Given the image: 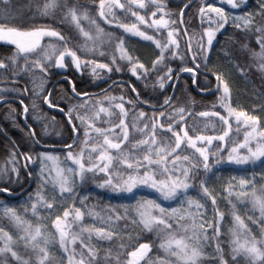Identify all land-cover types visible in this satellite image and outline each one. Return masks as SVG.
<instances>
[{
	"label": "snow or ice",
	"instance_id": "1",
	"mask_svg": "<svg viewBox=\"0 0 264 264\" xmlns=\"http://www.w3.org/2000/svg\"><path fill=\"white\" fill-rule=\"evenodd\" d=\"M8 2L3 0L5 5ZM173 3L175 12L167 10L169 4L164 0H148L147 4L145 0H99L98 5L93 0L87 6L82 0H30L17 7V15L8 8L0 14V45L8 46L0 51V76H8L4 82L13 85L0 88V106L19 103L27 130L19 145L9 137L11 147L0 165V195L7 197L0 200V220H7L0 224V264H65V260L67 264H264V130H257V125L264 129V121L230 102V79L233 75L247 77L250 58L259 61L258 70L264 73V0L254 7L248 0ZM193 6L198 9L200 28L195 43L184 27L186 10ZM25 7L66 24L67 34L33 26L21 10ZM88 7L98 9V18L108 25L116 19L115 11L134 19L135 23L117 27L151 42L153 50L142 53L145 62L131 54L119 37L113 42L119 55H113L109 63H100L103 52L97 59H82L96 55L104 38L113 39L91 18ZM133 8L150 12V18ZM84 22L94 32L85 30ZM137 24L161 33V39L141 31ZM229 28L232 34L218 49V35ZM45 38L57 43L45 44ZM117 60L130 65L137 81L154 78V83L142 84L139 91L129 84L132 99L108 95V89L100 85L121 72ZM172 63L177 67L172 68ZM186 63L193 66L183 67ZM88 69L91 73L85 76ZM98 70H106L107 79L95 82ZM180 73L189 75L198 94L221 93V111L195 112L196 103L188 92L183 93L184 106L177 104L183 87H176ZM30 75L29 84L19 83ZM209 77L214 78L215 88ZM116 84L113 81L108 87ZM169 90L172 95L166 94ZM25 99L31 101V111ZM40 106L61 117L59 147L43 143L51 137L46 128L39 132L38 128L45 120L60 121L41 115ZM259 110L264 113V103ZM9 114L19 115L14 108H9ZM198 118H216L221 127L215 131L220 134L198 133ZM233 120L251 129L242 142L230 135ZM204 130L210 129L205 125ZM185 151L190 155H180ZM61 163L67 166L60 167ZM227 166L245 172L248 167L260 170L247 178L232 177L225 181L227 187L219 189L237 203L247 201L258 210L257 219L246 217L256 228L255 234L236 214L235 204L226 215L210 190L217 172ZM32 184L37 185L34 193ZM96 190L115 194L111 198L122 201L107 209L111 215L100 217L85 204ZM190 192H197L200 200ZM86 214L96 216L104 227L84 226ZM229 216L235 228L224 244L227 237L221 229ZM73 223L81 225L79 232L71 230ZM129 229L134 234H128ZM93 238L111 246L101 253L92 245Z\"/></svg>",
	"mask_w": 264,
	"mask_h": 264
},
{
	"label": "trees",
	"instance_id": "2",
	"mask_svg": "<svg viewBox=\"0 0 264 264\" xmlns=\"http://www.w3.org/2000/svg\"><path fill=\"white\" fill-rule=\"evenodd\" d=\"M82 2H84L87 6V5H91L93 3V0H82ZM94 2L96 4H98L99 0H94ZM164 2L169 4V8L167 9L168 11H171V12L177 11L176 4L173 3V0H164ZM208 2H212V0H208ZM248 2L250 5H252L254 7L255 4L258 2V0H248ZM29 3H30V0H9L8 4L5 5L3 3V0H0V14L3 13L5 8H8L9 10H11L13 12V15H17L18 14V12L16 11L17 7L20 5H28ZM21 10L24 13H26V18L31 20V23L33 26H35V27L47 26V27L54 28L58 31H61L62 34H67L65 32V27L67 26L66 24L61 23L59 21H54L53 19L48 18V17L40 16L37 13V10L35 8L28 9L25 7ZM93 13L96 14V10L95 11L93 10ZM123 14H125V13H122L121 11L117 12L115 14V16L117 15L116 19L113 21V23H118L119 21H117V19H118L117 17L119 15H123ZM147 14H148V12H147ZM149 14H150V12H149ZM126 15H128V14H126ZM172 18L174 19V17H172ZM129 19L132 20V18H130V16H129ZM97 21L100 25L105 27L104 23H102L103 22L102 20L98 19ZM185 21H186V23H185L184 27L188 28V34H189V36L193 37V43H195V39L198 37V34L200 32L199 16H198L197 6H193L190 11L186 10ZM108 29L111 32H114V34H116V37H119L121 39H124L128 35V34H125L122 29H118L117 26H111V27H108ZM145 29L151 33L154 32V30H152L148 27H145ZM231 34H232V29L229 28L227 32H223L222 34L218 35V41H219V43L217 44L218 49L221 45H224L225 40ZM134 41L135 40H133V42ZM7 47H8L7 45H0V51L6 50ZM181 47H183V41H181ZM105 48H106V52L104 53V56H99V53L97 52L96 55L89 54L86 57H82V59L86 58L89 60H93V59H97V57L99 56L100 63H109L108 47H105ZM142 48H143V46L142 47L139 46V52L142 51ZM144 49H146V48H144ZM255 50L259 51L258 48H256ZM7 55H11V51H7ZM213 59L215 61V57ZM143 62H145V61H143ZM5 63H7V60H5ZM249 63L251 64V67L246 68V72L248 73L246 78H241L238 75H233L230 79L232 106L233 107L237 106L240 108V109L238 108L239 110L246 111L250 115L260 116L261 120L264 121V113H262L259 110L261 107V104L264 103V98H262V94H264V73H261L258 70V63H259L258 60L253 61L250 58ZM118 64L120 65V68H121L120 73L112 75L111 79H107L109 74L106 72V70H102L100 73H98L97 80L95 81V82H99V80H101V79H107V83L101 84L100 87L101 88H107L108 89V92H107L108 95H112V96L125 95L126 99H132L133 96L129 92V84L135 85L136 89L139 91L142 87V84L154 83V78H150L148 81H137L129 71L130 65H128L126 63H122L120 61L118 62ZM170 66L172 68H176L177 64L172 63ZM182 66L183 67H192L193 65L191 63H186ZM209 67H210V69H212L211 64ZM202 68H203V65H201V69ZM50 71H51V69H50ZM199 71H200V69H197L198 73H199ZM90 73H91V71H90V69H88L87 72H85V76L90 75ZM37 75H39V73H37ZM159 75H163V73L161 72V73H159ZM179 76H180V80L176 83V87H181V85L183 87L181 88V93L179 94L180 98L176 101L177 104L184 106L186 101L184 99L183 93L188 92L190 99L194 100L196 103V106L194 108L195 112L199 113L201 111H221V109L219 107V97H220L221 93H216V95H214V96L213 95H207V94H198V90L196 89V86L192 84V81H191L189 75L184 74V73H180ZM72 78L77 79L76 76H73ZM7 79H9V77L6 75L0 76V88H11V87H13V85L7 84L4 82ZM31 79H32V77L30 75L25 80L20 81L19 83L29 84ZM208 79H210L212 81V87L215 88L214 78L209 77ZM114 80H119V81L117 82V84L114 87L109 88L108 86L111 85ZM197 83H199V77H198ZM59 87H65V86L59 85L58 88ZM121 89H123V91H121ZM90 91L99 92L100 89L99 88H92V89H90ZM166 94L172 95L173 93L171 90H169ZM20 98L23 99V97H20ZM24 103L29 105V108L31 111V101L25 99ZM37 104L39 105V101H37ZM208 105H217V107L210 108V107H207ZM9 108L16 109V111H17V113H19V115H16L15 118H13V116L9 114ZM143 110L146 112L149 111L148 108H144ZM39 111H40L41 115H45V116H49V117H55L56 121H60V124H56V123L52 122L51 120H45L44 123L40 126V128H38V132L41 129L46 128L48 135L51 137V139H47L43 143H46L47 145H56L57 147H59V145L57 144V141L60 139V136L57 135V133L60 132L62 127H63L61 117L57 115L55 110H53L52 112H49L48 108L44 107V106H40ZM33 115H35V113H33ZM28 123L32 124V127H34V128L37 127V124L32 123L31 120H29ZM188 123L191 124L192 121L189 120ZM196 123H197V125H199L198 133L206 134V135H218V134H220L219 132L215 131V129H219L221 127L219 121L216 118H198L196 120ZM233 124H234V125H232L233 131L230 133V135L234 141L242 142L244 135H242L239 131L236 130V127L237 128L240 127L241 124H239V125L235 124V123H233ZM205 125H207L208 129H210V130H204ZM98 126H105V125H98ZM257 128H258V130H264L261 128L260 125H257ZM0 130H2V131H0V165H3L5 162V159L7 158V150L10 149V147H11V145L9 143V137L12 140H15V142L19 145L21 143L20 138L22 136H24L26 131H27L24 127L23 109L19 103H10L9 105L0 106ZM5 133H7V135H5ZM189 134L191 135L192 132L190 131ZM20 150L24 151L25 149L21 148ZM40 150L42 151L43 149H40ZM33 155H35L34 152H33ZM180 155H182V156L183 155H190V152L185 151V152L180 153ZM61 159H62V157H61ZM65 166H67V165H65ZM248 168L252 172L255 171L257 174H259V172H260V170H258L259 168H256V169H253L252 167H248ZM25 187L27 188L28 185H26ZM36 187H37L36 184L31 185V191L33 193L35 192ZM209 187H210V190H214V195H217L218 204L220 206L221 211H224L227 215L230 212L231 205L235 204L236 209H237L236 214L240 215L241 218L244 219L245 224H247L248 228H250L252 230L253 234H255L256 228L253 227L252 224L248 223V220L246 219V217H252L253 219H257L259 217L258 210H254L252 208L251 204L247 201H241V202L237 203L236 200L231 198V197H227L224 194H218L216 192L215 187L212 184V182L209 185ZM192 193L196 194L200 198V195L197 192H192ZM84 195H88V193H84ZM113 195H115V194L108 193L107 195H104L103 190H96V191H93L91 193V195H89V198L85 202V204L88 207L92 208L95 213H99L100 217H107V216L111 215V213L107 211V209L109 207L118 206L120 203H122V201L112 199L111 197ZM221 196L224 197L223 200L220 199ZM0 200H7V197L0 195ZM230 200H231V204L229 203ZM76 207H81V205L76 204ZM117 210L120 211L119 208H117ZM70 211H71V209H70ZM120 214L123 215L124 213L122 211H120ZM69 222H71V217L69 218ZM6 223H7L6 219L0 220V224H6ZM84 226L104 227V224L96 216L88 217L86 214ZM73 227L74 228L72 229V231L79 232L81 225H79L78 223H73ZM234 228H235L234 221L229 216V218L225 221V227H222V229H221L222 236L227 237V239L223 240L224 244H227L228 240L231 239L230 230H232ZM5 230L11 231L10 228H6ZM128 234H134V233L132 232L131 229H129ZM91 243H92V245L95 246L96 249L100 250L101 253H103L104 249H107L111 246L108 242H98L96 238H93L91 240ZM77 249H78V251L80 250L78 245H77ZM54 254L59 256L60 251L55 250ZM65 264H67L66 260H65Z\"/></svg>",
	"mask_w": 264,
	"mask_h": 264
},
{
	"label": "rangeland",
	"instance_id": "3",
	"mask_svg": "<svg viewBox=\"0 0 264 264\" xmlns=\"http://www.w3.org/2000/svg\"><path fill=\"white\" fill-rule=\"evenodd\" d=\"M121 3H126V0H121ZM145 3L147 4L148 2H146L145 0ZM98 5V4H97ZM218 6H222V5H218ZM153 11H155V9L153 8L152 9ZM227 10V9H226ZM97 11L98 9L96 10V14L93 13V9L91 7H88V12H89V15L91 16V18L93 20L96 21V23L99 25L100 28H102L104 30L105 33H111L112 35V38L113 39H109V38H104L103 40V43L101 45H98V53L99 52H103L105 53L106 52V48L105 47H108V51H109V61L111 60V57L113 55H119L118 51L114 50L113 48V42H114V38L116 37V34H114V32H111L108 27H111V26H117L118 24H132V23H135L136 21L134 19H129V16L126 15V14H123V15H119L117 18V21H119L118 23H112V25H108L106 22H104L102 20V18H98L97 16ZM115 11V10H114ZM133 11H139L138 9L136 8H133ZM119 12V11H115V14ZM139 14L140 15H144L146 17V19H148L151 15V13L147 14L146 11H139ZM117 16V15H116ZM98 19L102 20L105 25L102 26L98 23ZM83 26L85 27V30H89V31H93L94 32V28L89 25L87 22H84ZM137 27L140 28L141 31H144L146 32L148 35L150 36H154L156 39H161V36L162 34L161 33H157V32H149L148 30L145 29V27H147L146 25H140V24H137ZM125 41V46L128 47V51L133 54L134 56H139L140 59H141V62L145 61V57L142 55V53H147V52H150L152 51V47H150V44L151 42H148V41H143L141 38H137V37H134V36H131L130 34H128L124 39ZM133 40H135L133 42ZM43 43L45 44H48V43H52V44H55L57 43L55 39H52V40H49L48 38H45ZM130 45V47H129ZM91 46V45H90ZM139 46L142 47V51L139 52ZM146 48V49H144ZM119 62V60H117V63ZM91 71V69H90ZM102 70H98V73H100ZM232 103V98H231V101ZM235 108H237V110H239L240 108L237 107V106H234ZM239 108V109H238ZM233 123L237 124L234 120L232 121V125H234ZM236 127V126H235ZM233 129V128H232ZM236 130L239 131L242 135H244V133L246 131H251L250 128H248V126L244 125L241 123L240 127H236ZM258 130V128H257ZM259 131V130H258ZM53 167V171H55V165H52ZM60 167H66L63 163L60 164ZM259 170V169H258ZM253 174V172L251 170H249V168H247V171H238L237 170V166H227V167H224V168H221L219 172H217L216 176L213 178L212 180V184L214 185L215 187V190L218 194H224L222 192L219 191L220 189V186L223 185L224 187H227V184L225 183V181L227 180H230L232 177H235L237 180L240 178V177H249ZM236 191H238L239 189H235ZM190 196H192L194 199H197V200H200L199 196H197L196 194L190 192L189 193ZM201 203H204L203 200H201ZM193 212H195V209L192 210ZM43 214H46V213H43ZM209 217H210V213H209ZM73 224H72V228L71 230L73 229ZM78 251V249H77ZM78 258V257H77Z\"/></svg>",
	"mask_w": 264,
	"mask_h": 264
},
{
	"label": "water",
	"instance_id": "4",
	"mask_svg": "<svg viewBox=\"0 0 264 264\" xmlns=\"http://www.w3.org/2000/svg\"><path fill=\"white\" fill-rule=\"evenodd\" d=\"M184 74H185V73H184ZM114 81L118 82L119 80H114Z\"/></svg>",
	"mask_w": 264,
	"mask_h": 264
},
{
	"label": "flooded vegetation",
	"instance_id": "5",
	"mask_svg": "<svg viewBox=\"0 0 264 264\" xmlns=\"http://www.w3.org/2000/svg\"><path fill=\"white\" fill-rule=\"evenodd\" d=\"M146 2H148V0H146ZM151 16V15H150ZM150 18V17H149Z\"/></svg>",
	"mask_w": 264,
	"mask_h": 264
}]
</instances>
